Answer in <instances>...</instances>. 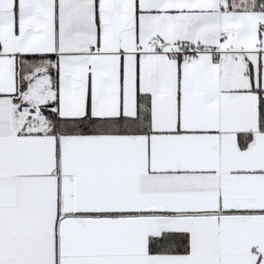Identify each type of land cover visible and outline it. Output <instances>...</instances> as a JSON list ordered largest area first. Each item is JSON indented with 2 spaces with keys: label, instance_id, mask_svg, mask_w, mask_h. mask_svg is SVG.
<instances>
[{
  "label": "snow or ice",
  "instance_id": "6c2138e0",
  "mask_svg": "<svg viewBox=\"0 0 264 264\" xmlns=\"http://www.w3.org/2000/svg\"><path fill=\"white\" fill-rule=\"evenodd\" d=\"M0 264H264V0H0Z\"/></svg>",
  "mask_w": 264,
  "mask_h": 264
}]
</instances>
